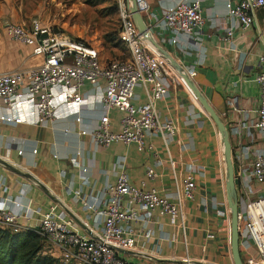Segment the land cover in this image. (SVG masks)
I'll use <instances>...</instances> for the list:
<instances>
[{
  "label": "built area",
  "instance_id": "obj_1",
  "mask_svg": "<svg viewBox=\"0 0 264 264\" xmlns=\"http://www.w3.org/2000/svg\"><path fill=\"white\" fill-rule=\"evenodd\" d=\"M168 1L135 0V3L142 17L150 13L152 2L160 5L162 26L171 34L160 41L152 34L162 47L169 42L180 46L185 53L198 51L200 32L206 23L202 0H178L173 5H167ZM116 3L119 39L128 53L126 59L103 62L91 45L54 30L40 19L6 24L7 35L30 48L33 57H41L42 64L20 72L0 73V101L13 112L9 116L0 114V120L46 127L73 118L78 131L73 133L70 128H64V134L89 138L96 148L134 144L140 152L152 153L154 146L147 143V138L159 134L169 144L168 139L176 134L177 128L162 121L157 103L168 96L171 83L184 85L185 81L161 53L143 40L126 0ZM261 10L264 0H240L227 5L231 25L223 40L231 51L237 50L236 29L251 27ZM185 71L192 80L197 76L194 69ZM255 82L260 90L256 118L247 123L237 122L233 132L237 143L231 144L239 182L240 248L256 252L257 257H251L248 264H264V53L259 58ZM86 85L90 90L85 91ZM139 87L145 89L147 102L136 106L133 102ZM227 104L232 112L246 113L237 97H229ZM112 110L121 113L117 131L111 130ZM93 112H97V120L91 118ZM82 158L83 150L79 148L70 162L80 170L81 188L75 192V198L83 202L85 210L95 214L94 224L89 227L91 235L71 229L58 218L57 207L51 206L42 214L36 228H28L46 240L51 255L64 264H146L127 261L121 251L132 250L135 232L131 223L140 222L148 229L154 212L169 216L172 224L185 232L186 202L193 198L196 189L192 176L181 179L175 176L176 192L170 200L156 189H145L146 181L157 177L154 168L147 169L142 187H137L130 182L125 158H121L116 164L120 172L115 184L106 183L98 189L92 181L90 167ZM171 165L174 169L175 163L171 161ZM86 189L89 194L84 192ZM24 212L15 213L10 200L0 199V227L22 231L20 219ZM153 235L151 230L145 234L148 240ZM183 261L192 263L189 258Z\"/></svg>",
  "mask_w": 264,
  "mask_h": 264
},
{
  "label": "crops",
  "instance_id": "obj_2",
  "mask_svg": "<svg viewBox=\"0 0 264 264\" xmlns=\"http://www.w3.org/2000/svg\"><path fill=\"white\" fill-rule=\"evenodd\" d=\"M239 1L202 0L206 23L200 32L202 40L198 51L185 53L180 46L163 44L180 66L197 72L193 81L231 130L233 146L237 143L233 135L237 122L247 123L256 118L260 90L255 78L259 58L264 53V10L256 14L251 27L236 29L235 52L223 40L231 25L227 5ZM175 2L178 0H169L167 5ZM151 7L150 13L143 17L151 33L158 41L171 36L162 26L160 5L152 2ZM28 49L24 55L16 54L24 66L22 69H26L33 58ZM88 90L90 87L86 85L85 91ZM167 92L168 96L157 103V108L162 121L174 124L177 131L168 139V145L160 134L148 137L147 143L154 146L152 153L140 152L134 144L96 148L89 138L64 134V128H70L73 133L78 131L73 118L46 127L0 120V199L10 200L15 213L25 211L20 219L22 231L36 228L42 214L56 206L60 220L81 234L91 235L89 227L94 224L95 214L85 210L83 202L75 198V192L81 188L80 170L70 162L82 148V161L90 167L92 181L98 189L106 183L115 184L120 172L116 164L121 158H125L130 182L137 187H142L147 169L154 168L157 177L147 180L145 189H156L170 200L176 192L175 176L181 179L190 175L194 179L193 198L186 202L185 232L177 229L169 216L154 212L148 229L140 222L131 223L135 239L132 250L121 251L124 259L146 264H188L183 261L186 258L191 260L189 264H235L228 172L221 135L186 83H171ZM135 93L134 105H144L147 102L145 89L139 87ZM229 97L239 98L240 108L246 113L232 112L227 104ZM0 108L1 115H13L3 101ZM110 116L111 130L117 131L121 113L112 110ZM97 117V112L91 114L92 119L97 120ZM171 161L175 163L174 169ZM84 192L90 193L88 189ZM147 230L154 234L149 240L145 236ZM47 249L50 247L45 248V254L50 253ZM240 251L244 264H248L251 257H257L254 250L245 252L240 248Z\"/></svg>",
  "mask_w": 264,
  "mask_h": 264
},
{
  "label": "rangeland",
  "instance_id": "obj_3",
  "mask_svg": "<svg viewBox=\"0 0 264 264\" xmlns=\"http://www.w3.org/2000/svg\"><path fill=\"white\" fill-rule=\"evenodd\" d=\"M33 19L91 45L103 62L128 57L119 39L120 21L113 0H0V21H4L0 27V73L42 64L41 57H33L22 69L16 54L24 55L29 49L5 32L8 23H30Z\"/></svg>",
  "mask_w": 264,
  "mask_h": 264
},
{
  "label": "water",
  "instance_id": "obj_4",
  "mask_svg": "<svg viewBox=\"0 0 264 264\" xmlns=\"http://www.w3.org/2000/svg\"><path fill=\"white\" fill-rule=\"evenodd\" d=\"M128 4V8L138 30L143 38V40L148 43L152 48L161 53L170 64L177 69L180 76L184 79L188 88L196 97L199 104L205 110V112L212 118L214 123L217 126V129L221 135L223 146H224V154L227 165L228 172V193L229 200L231 206V214H232V253L235 264H244L241 251H240V232H239V202H238V192L237 186L239 184L236 179V168H235V159H234V151L230 140V131L227 129L226 124L221 119L220 115L215 111V109L211 106L207 98L203 95V93L199 90L195 82L188 76L187 72L184 70L182 66H180L176 60L162 47L157 40L153 37L150 29L147 27L143 17L139 13L135 0H126ZM33 179H35L33 177ZM35 181H37L35 179ZM39 183V182H38Z\"/></svg>",
  "mask_w": 264,
  "mask_h": 264
},
{
  "label": "trees",
  "instance_id": "obj_5",
  "mask_svg": "<svg viewBox=\"0 0 264 264\" xmlns=\"http://www.w3.org/2000/svg\"><path fill=\"white\" fill-rule=\"evenodd\" d=\"M46 247V240L35 230L13 232L0 227V264H64L50 253L45 254Z\"/></svg>",
  "mask_w": 264,
  "mask_h": 264
}]
</instances>
